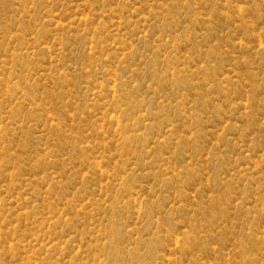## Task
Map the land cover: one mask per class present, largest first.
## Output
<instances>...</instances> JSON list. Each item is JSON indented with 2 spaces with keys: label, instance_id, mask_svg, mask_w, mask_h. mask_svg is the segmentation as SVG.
I'll return each mask as SVG.
<instances>
[{
  "label": "rangeland",
  "instance_id": "obj_1",
  "mask_svg": "<svg viewBox=\"0 0 264 264\" xmlns=\"http://www.w3.org/2000/svg\"><path fill=\"white\" fill-rule=\"evenodd\" d=\"M0 264H264V0H0Z\"/></svg>",
  "mask_w": 264,
  "mask_h": 264
}]
</instances>
